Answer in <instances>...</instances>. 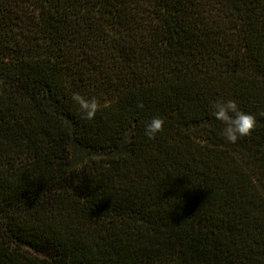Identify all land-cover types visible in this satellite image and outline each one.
Instances as JSON below:
<instances>
[{"label": "trees", "instance_id": "trees-1", "mask_svg": "<svg viewBox=\"0 0 264 264\" xmlns=\"http://www.w3.org/2000/svg\"><path fill=\"white\" fill-rule=\"evenodd\" d=\"M0 264H264V0H0Z\"/></svg>", "mask_w": 264, "mask_h": 264}, {"label": "clouds", "instance_id": "clouds-1", "mask_svg": "<svg viewBox=\"0 0 264 264\" xmlns=\"http://www.w3.org/2000/svg\"><path fill=\"white\" fill-rule=\"evenodd\" d=\"M71 99L78 106L82 117L87 120H91L100 107L94 96L73 92ZM211 111L213 117L223 124L220 134L227 143L234 144L239 138L248 136L256 126V116L240 108L234 99L212 101ZM163 124L162 117H149L143 126L144 136L153 139L162 130Z\"/></svg>", "mask_w": 264, "mask_h": 264}, {"label": "rangeland", "instance_id": "rangeland-1", "mask_svg": "<svg viewBox=\"0 0 264 264\" xmlns=\"http://www.w3.org/2000/svg\"><path fill=\"white\" fill-rule=\"evenodd\" d=\"M76 154H77V156H76L77 159H79V158H81L83 156L84 153H83V151L79 150V151H77Z\"/></svg>", "mask_w": 264, "mask_h": 264}]
</instances>
